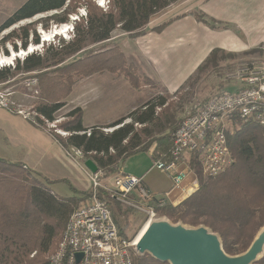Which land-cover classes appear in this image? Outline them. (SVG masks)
<instances>
[{"label":"trees","instance_id":"16d2710c","mask_svg":"<svg viewBox=\"0 0 264 264\" xmlns=\"http://www.w3.org/2000/svg\"><path fill=\"white\" fill-rule=\"evenodd\" d=\"M179 1L111 0L110 9L105 12L92 0H85L88 17L72 23L73 40H61L58 46L48 47L43 55L28 56L23 64H17L15 71L0 70V84L10 82L19 73H38L40 96L33 104V111L38 115L39 127L44 129H47V123L57 120L79 80L109 73L124 77L136 89L145 83L161 86L159 82L141 76L119 46L108 48L107 44L118 29L129 35L142 34L154 15ZM71 3L72 0H29L0 27V34L19 22L53 11H63L53 16V20L70 24L69 16L77 13ZM196 18L216 28L215 23L202 14H196ZM169 24L165 23L155 31L162 32ZM22 32L20 39L26 48L30 27H25ZM15 35L11 33L4 40ZM33 43L40 44L38 36H33ZM97 45L106 46L96 50ZM220 55L236 59L234 55L215 50L198 72L208 65L217 68ZM167 105V99L163 98L157 103L148 102L141 111H134L109 126L92 128L84 126V110L78 107L57 125V129L69 134L67 137L54 130L50 132L66 151L79 156L82 165L93 162L98 173L117 176L122 174V168L131 157L143 152L152 150L153 162L168 160L174 134L182 122L179 124L171 117L159 121L157 109H167ZM128 119H133V123L126 124ZM134 124L141 128L136 129ZM240 125L236 134L229 138L235 157L230 169L219 177L202 180L200 189L180 205L155 207L156 214L172 225L207 228L220 239L222 250L231 257L246 254L264 229V128L253 121L240 122ZM111 129L112 132H105ZM83 195L88 196L89 192ZM101 197L113 205L121 236L131 240L116 216L117 212L123 214L121 205L103 192ZM80 202V197L57 195L46 181L23 166L0 160V264H49L47 257L58 248ZM137 263L170 264L149 254L138 256ZM253 264H264V251Z\"/></svg>","mask_w":264,"mask_h":264},{"label":"built area","instance_id":"2783aa9c","mask_svg":"<svg viewBox=\"0 0 264 264\" xmlns=\"http://www.w3.org/2000/svg\"><path fill=\"white\" fill-rule=\"evenodd\" d=\"M78 20L79 17L73 16L70 24ZM45 34H40L42 44L56 38L54 33L47 41ZM32 46L15 50L18 58L13 57V51L11 54L2 53L0 70L15 69L18 61L25 60L28 55L21 56L22 49L32 50L30 55L35 54L39 45L33 49ZM11 56L15 59L11 64L1 60ZM227 80L237 89L224 91L200 104L175 132L168 160L154 162L153 169L169 176L173 191H178L180 196L171 201V192L154 194L146 187L143 178L125 174L108 177L105 173L90 172L89 195L81 198L71 215L58 248L49 257V264H138L139 251L135 241L121 236L113 207L101 197V193L117 203L130 205L152 223L157 215L156 206L176 207L200 189L199 175L216 178L234 165L229 138L236 134L240 122L253 121L264 128V61L239 66ZM28 83L38 87L39 81L32 78ZM0 109L39 127L37 113L20 105L9 90L0 89ZM55 127V123H47L48 130Z\"/></svg>","mask_w":264,"mask_h":264},{"label":"crops","instance_id":"0c3cea01","mask_svg":"<svg viewBox=\"0 0 264 264\" xmlns=\"http://www.w3.org/2000/svg\"><path fill=\"white\" fill-rule=\"evenodd\" d=\"M196 14H202L214 22L216 28L199 21ZM168 22L170 24L162 32L155 31V28ZM115 32L111 43L121 39L130 52L127 57H139L145 65L143 71L173 93L198 73L215 50L234 55L236 60L257 57L259 60L264 57V0H180L154 15L138 36L121 31L116 37ZM253 51L256 53L251 54ZM95 76L106 80L109 77L102 73L89 79ZM92 118L94 122L89 124L84 120L85 127H106L120 120L109 117L111 121L101 125L109 118L100 120V123L95 117ZM0 160L23 166L46 181L61 197L65 196L56 192V187H71L73 195L65 198L81 197L91 190L90 171L62 147L50 130L2 109ZM150 167L147 161H142L136 169L125 165L121 173L143 178L146 187L154 194L171 192V201L177 199L180 196L178 191H174V195L173 190L162 194L153 191L146 182ZM165 176L171 181L169 176Z\"/></svg>","mask_w":264,"mask_h":264},{"label":"rangeland","instance_id":"374dc122","mask_svg":"<svg viewBox=\"0 0 264 264\" xmlns=\"http://www.w3.org/2000/svg\"><path fill=\"white\" fill-rule=\"evenodd\" d=\"M28 1L29 0H0V27ZM79 1L80 0H72L71 6L72 8L76 7L77 13L69 16V20H71L73 16L79 17L80 21L83 19H87L88 10L84 6L85 0L80 1L81 3ZM92 1L105 12L109 11L111 0ZM103 5L104 8L101 7ZM62 12L63 11H53L41 14L39 15L40 18H38L39 16H37L33 19L19 22L11 28L3 31L0 34V56L2 55V53L11 54L13 50L19 51V49L24 48V43L20 38L23 35L22 30L25 27H30L28 46L36 45L33 43V36H38L40 40L39 48L37 49L35 54L32 55H43L48 47L55 45L58 46L61 40L65 42H70L71 40H73L75 36V30L74 32H71L70 29L66 27H70V24H60L53 20V16H55L56 14H61ZM79 20L77 21L78 23L80 22ZM57 29H59V31L66 30V32H62L63 34H60ZM55 32H58L60 36H56L55 39L51 38V41L49 43L42 44V35H40L41 33H46L48 34V36H52ZM11 33L16 34L15 37L8 41L4 40V38ZM119 33H121L120 29L115 32L116 37L119 35ZM46 38L48 37L45 36V39ZM116 45L122 49L126 57L130 56L129 50H127L121 39H116L113 43L107 44L108 48H110L109 46ZM15 46L17 48H15ZM103 46L106 45H97L94 47V49L100 50L101 48H103ZM220 56L221 58L217 68L213 69L211 67L212 65L206 66L202 71L196 73L194 77L188 80L183 85V89L180 88L173 93H170L168 91L166 92L162 85L157 86L155 83H151L150 85H146L145 83L141 86V88L136 89L133 88L124 77H117L109 73H106L109 76L107 77V80L104 77H102V79L98 76H95L92 79H89V77L83 80H79L73 88V94H71V96L67 100V106L57 115V120L54 122L56 127L52 128L51 130H54L55 133L60 135L61 133L59 134V132L63 131L57 129V125L65 120L64 117L70 111H72L73 107L75 106H80L85 110V123L89 124L94 122V119L92 117H95L97 121L99 120L100 123V120L109 117L117 119L126 118L134 111H141L145 104H147L148 102L157 103L162 100V98L167 99L168 105L166 107L167 109H165V107L157 109V113L160 117L159 121L171 117L172 120L174 119L180 124L186 117L192 114V112L203 101L210 99L220 92L235 91L234 84L231 85V83L227 80L228 75L231 74L235 69L242 65L264 61V57L259 60L258 57L256 59L241 58L239 60H233L226 56ZM127 60L137 68V71L141 76H146L150 80L157 82L143 71L145 65L139 57H127ZM19 62L23 64L24 60L18 61L16 63V67ZM15 69L11 68L10 70L15 71ZM37 74L38 73H19L10 82L6 84H0V89L9 90L14 94L15 100L20 105H23L24 107H26V109L33 110V104L39 100V89L38 87L30 86L28 81L32 78H36ZM88 101L89 103H87ZM110 118L106 119V121L104 120L101 125H104V122H110ZM129 123H133V119H128L126 121V124ZM134 126L136 129L141 128V126H138L137 124H134ZM112 131V129L105 130V132ZM67 136L62 137L65 138ZM72 154L76 156V158L78 159V163L81 164L79 156H77L75 153ZM151 155L152 150L149 152H143L134 155L127 161L126 166L129 165L130 169H136L139 167V162L147 161V164L149 163V165L151 166V171L146 176V182L153 189V191L158 194H162L164 192L173 190L172 182L163 173L159 172L157 169H153L154 162L151 159ZM199 178L200 184L202 180L207 179L206 177H203L201 175H199ZM55 191L58 193H63V196L65 197L67 195L71 196L74 193V191L68 185L59 186L58 188L56 187ZM174 194L176 193L173 191V195ZM83 196L85 195H82L80 198H82ZM120 205L123 214L119 215L118 212L116 214L120 226L124 229V232L131 238V240L135 241L140 231L148 222V217L135 210L133 207H130V205ZM155 222H165V217L156 215ZM262 231L263 232L261 233V235H264V229ZM50 256L51 255L47 257V260H49Z\"/></svg>","mask_w":264,"mask_h":264},{"label":"water","instance_id":"95a60500","mask_svg":"<svg viewBox=\"0 0 264 264\" xmlns=\"http://www.w3.org/2000/svg\"><path fill=\"white\" fill-rule=\"evenodd\" d=\"M85 166L91 173H98L93 162H87ZM137 250L140 255L149 254L170 264H253L264 251V235L246 254L231 257L222 250L220 239L207 228L188 229L166 221H154Z\"/></svg>","mask_w":264,"mask_h":264},{"label":"bare ground","instance_id":"6f19581e","mask_svg":"<svg viewBox=\"0 0 264 264\" xmlns=\"http://www.w3.org/2000/svg\"><path fill=\"white\" fill-rule=\"evenodd\" d=\"M38 18H40V16L38 17ZM38 18H36V19H38ZM57 31L58 32H60V34L63 32V33H65L66 32V30L64 31V30H61V31H59V29H57ZM58 32H55V34H56V36H58V35H60ZM62 33V34H63ZM46 37H48L49 39L51 38V36H48V34H46L45 35ZM47 39V38H46ZM49 39H47V41L49 40ZM46 43V42H45ZM34 46L35 45H33L32 46V49L34 48ZM32 52V50L30 51V52H27L26 50H23L22 49V53L20 54L21 56H29L30 55V53ZM13 57L15 56V57H17L18 58V55H17V51H15V50H13ZM12 56L11 57H9L8 59H4V58H1V60L5 63H12V61L13 60H15L14 58H13ZM150 226H151V223H149V222H147L146 224H145V226L143 227V229H142V231L140 232V234L138 235V237L135 239V246H138L140 243H141V241H142V239H143V237L145 236V234L148 232V230H149V228H150Z\"/></svg>","mask_w":264,"mask_h":264},{"label":"clouds","instance_id":"9594fccd","mask_svg":"<svg viewBox=\"0 0 264 264\" xmlns=\"http://www.w3.org/2000/svg\"><path fill=\"white\" fill-rule=\"evenodd\" d=\"M69 29H70L71 32H74V24H70V28Z\"/></svg>","mask_w":264,"mask_h":264}]
</instances>
